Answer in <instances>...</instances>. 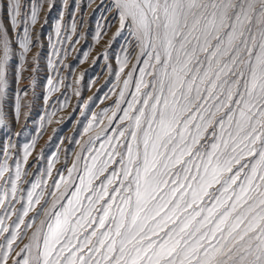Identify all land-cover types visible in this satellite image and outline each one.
I'll use <instances>...</instances> for the list:
<instances>
[{
    "label": "snow or ice",
    "instance_id": "6c2138e0",
    "mask_svg": "<svg viewBox=\"0 0 264 264\" xmlns=\"http://www.w3.org/2000/svg\"><path fill=\"white\" fill-rule=\"evenodd\" d=\"M45 6L50 14L55 0H0V126L9 130V69L18 60L17 84L39 70L28 56L42 47ZM81 8L61 0L52 72L80 42ZM94 11L97 42L117 22L111 43L128 33L118 91L85 116L81 138L69 140L78 150L65 149L58 168L54 153L29 178L36 137L22 157L8 137L0 264H264V0H100ZM61 83L48 78L46 100ZM28 95L12 97L16 122Z\"/></svg>",
    "mask_w": 264,
    "mask_h": 264
},
{
    "label": "rangeland",
    "instance_id": "374dc122",
    "mask_svg": "<svg viewBox=\"0 0 264 264\" xmlns=\"http://www.w3.org/2000/svg\"><path fill=\"white\" fill-rule=\"evenodd\" d=\"M75 3L82 4L81 11L77 13L78 32L81 38L80 42L68 50L67 55L63 57V70L56 73L52 72L49 67L50 58L53 63L56 62V57L52 55L54 46L58 47L54 27L61 11V0H55V6L50 14L45 6V11L40 16V22L35 26V31L41 34L42 47L32 49L28 60L31 62L34 56H38L39 70L34 73L24 71L19 84H17L15 66L18 60H14L9 69L7 111L10 130L0 126V149L11 136L12 143L18 147L20 157H22L24 144L36 137L35 150L28 161L29 178L33 172L37 171V161L40 171H43L55 153L59 156V163L55 166L58 168L64 161L65 149L74 147L78 150V145H70L69 140L74 136L76 139L81 138L79 133L87 123L85 116L90 118L92 113H99L104 107L110 106L112 100L115 99L110 90L118 91L115 72L118 71L119 66L116 57L121 53V46L129 38L128 33L125 31L116 39L115 43H111L113 34L118 27L117 22L113 24L108 34L97 42L94 37L101 13L94 10L97 9L100 0H95L90 7L87 6L88 0H75ZM80 15H83L82 24L79 21ZM45 16L48 19L47 24L44 23ZM65 19H68L67 16ZM110 43L111 46H109ZM85 53H87L86 58ZM81 61L83 62L81 63ZM132 63H135L134 58L125 72L130 70ZM68 66H71V70ZM58 76L63 80V83L58 84V90L51 93L46 100L47 80L51 77L56 83ZM66 85L70 86L66 87ZM26 87L29 89V95L24 100L27 107L22 109L19 122H16L12 117L11 100L17 88ZM77 92L80 93L79 96L76 95ZM57 98L63 107L57 105L56 109H49L48 105L53 104ZM53 110L55 115L51 117V123L41 120V117L45 116L48 111ZM15 133H21V135L17 137ZM16 150V148L13 149V151ZM41 153H43L42 156ZM53 174L55 175V169ZM25 242H27V237H25Z\"/></svg>",
    "mask_w": 264,
    "mask_h": 264
},
{
    "label": "bare ground",
    "instance_id": "6f19581e",
    "mask_svg": "<svg viewBox=\"0 0 264 264\" xmlns=\"http://www.w3.org/2000/svg\"><path fill=\"white\" fill-rule=\"evenodd\" d=\"M85 24V23H84ZM92 25V24H91ZM43 73V72H42Z\"/></svg>",
    "mask_w": 264,
    "mask_h": 264
}]
</instances>
